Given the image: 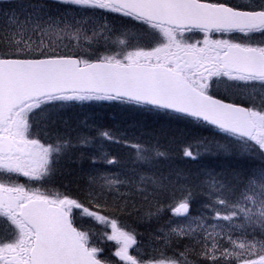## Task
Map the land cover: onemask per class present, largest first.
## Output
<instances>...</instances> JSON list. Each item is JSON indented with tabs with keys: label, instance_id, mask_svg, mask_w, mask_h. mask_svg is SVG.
Listing matches in <instances>:
<instances>
[{
	"label": "snow or ice",
	"instance_id": "6c2138e0",
	"mask_svg": "<svg viewBox=\"0 0 264 264\" xmlns=\"http://www.w3.org/2000/svg\"><path fill=\"white\" fill-rule=\"evenodd\" d=\"M105 102L211 128L222 142L176 151L175 138L97 129L73 140L58 127L59 110ZM94 141L83 199L41 190ZM104 142L130 149L132 166ZM201 151L254 163L196 174L173 164ZM113 211L156 228L145 242L102 214ZM78 218L110 229V256ZM0 264H264V0H0Z\"/></svg>",
	"mask_w": 264,
	"mask_h": 264
},
{
	"label": "trees",
	"instance_id": "16d2710c",
	"mask_svg": "<svg viewBox=\"0 0 264 264\" xmlns=\"http://www.w3.org/2000/svg\"><path fill=\"white\" fill-rule=\"evenodd\" d=\"M61 118L58 127L63 132L65 129L71 134L73 140L80 136L94 137L97 135V129L108 130L117 137L127 139L132 142L147 143L154 142L157 138L162 144L167 145V141L175 138L176 151L185 145H191L196 151L198 145L207 142L212 145L220 141V137L215 134L214 130L199 126L195 123L176 122L154 116L151 113L128 108L124 105H113L109 103H93L90 108L76 104L59 110ZM48 137V136H47ZM49 138V137H48ZM55 137H51L54 140ZM100 150V144L94 141L91 147L83 148L84 158L80 159V152L75 154L73 159H65L60 162V173L54 183L44 184V190H53L79 196L83 199L81 189L88 180V173L92 171L93 166L88 159L89 156H95ZM104 150L111 155L125 161L126 167L132 166V158L129 155L130 149L104 142ZM253 161L247 157L234 154L225 156L215 152H200L197 160H187L179 156H174L173 164L185 169L188 173L196 174L203 171H231L234 169H243L253 165ZM102 170L114 169L116 166L98 165ZM167 169V165L161 166ZM150 174V173H149ZM177 198L180 193L177 191ZM164 198L162 197L161 200ZM86 202V201H85ZM118 218L120 224L134 228L139 234V239L148 241L149 233L154 231L156 224L151 227L141 222L135 215L128 216L116 212L102 213ZM167 213V216H170ZM163 222V221H162ZM167 255H172L171 249L167 250Z\"/></svg>",
	"mask_w": 264,
	"mask_h": 264
},
{
	"label": "flooded vegetation",
	"instance_id": "af4514ba",
	"mask_svg": "<svg viewBox=\"0 0 264 264\" xmlns=\"http://www.w3.org/2000/svg\"><path fill=\"white\" fill-rule=\"evenodd\" d=\"M224 2L230 3V4H239V3H245L247 0H224ZM107 19H104L103 21L109 26L114 27L115 29L119 31H128L130 33L135 34L138 38L143 37V33L140 32L139 28L135 26L134 22H125V18L122 17H115L110 14H106ZM102 21V22H103ZM191 35V34H190ZM196 37H199L200 34H195ZM237 38H240L237 36ZM144 46V45H142ZM146 46H154V44L150 42H146ZM27 180L25 177H18L16 178V181L21 184H26ZM27 185V184H26ZM30 186V184H29ZM78 225L83 228L85 231H89L91 233L92 237V243L101 246L105 248V255L110 256L111 251L114 249V245L111 241H106L104 237V233L106 231H110V229L106 228L103 224H100L98 222H95L93 220H90L88 218H78L77 220ZM132 254H135V252L132 250ZM112 259H115L112 257Z\"/></svg>",
	"mask_w": 264,
	"mask_h": 264
}]
</instances>
